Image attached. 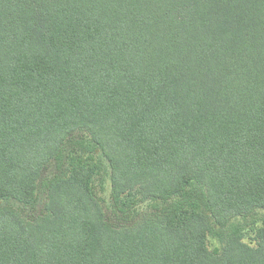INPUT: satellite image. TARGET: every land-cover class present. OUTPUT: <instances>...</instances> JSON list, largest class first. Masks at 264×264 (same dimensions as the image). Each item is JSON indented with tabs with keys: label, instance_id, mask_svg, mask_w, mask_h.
I'll return each instance as SVG.
<instances>
[{
	"label": "trees",
	"instance_id": "16d2710c",
	"mask_svg": "<svg viewBox=\"0 0 264 264\" xmlns=\"http://www.w3.org/2000/svg\"><path fill=\"white\" fill-rule=\"evenodd\" d=\"M0 264H264V0H0Z\"/></svg>",
	"mask_w": 264,
	"mask_h": 264
}]
</instances>
